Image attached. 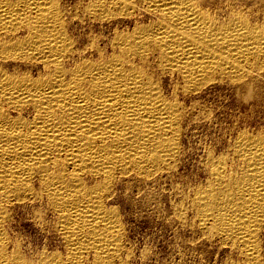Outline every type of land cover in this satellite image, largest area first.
Masks as SVG:
<instances>
[{
  "label": "bare ground",
  "instance_id": "1",
  "mask_svg": "<svg viewBox=\"0 0 264 264\" xmlns=\"http://www.w3.org/2000/svg\"><path fill=\"white\" fill-rule=\"evenodd\" d=\"M210 83L264 105V0H0V264L114 263L115 199L183 162ZM262 125L208 149L205 181L173 210L238 264H264ZM17 207L53 224L63 256H26Z\"/></svg>",
  "mask_w": 264,
  "mask_h": 264
},
{
  "label": "rangeland",
  "instance_id": "2",
  "mask_svg": "<svg viewBox=\"0 0 264 264\" xmlns=\"http://www.w3.org/2000/svg\"><path fill=\"white\" fill-rule=\"evenodd\" d=\"M64 1L70 3L73 0ZM168 88L170 89V86ZM193 95L184 100L186 105ZM253 97V95L245 97L244 94H239L230 87L216 86V83L206 85L195 95L198 105L196 111L198 110V114L201 113L200 115L205 117L183 132L182 146L186 153L183 162L172 174L167 175L168 177H162V180L152 184L149 194L138 193L136 189H132L115 199L123 227V248L112 264H238L242 262V257L228 245L223 244L219 238L210 239L194 227V214L190 209L186 221L181 224L174 218L173 210L180 204L188 206L195 183L202 179L205 181L201 167L208 149L219 148L222 145L225 147L240 127L257 131L263 124L264 131V105L257 104ZM187 107L190 108V105ZM185 175L187 178H184ZM34 218L31 207H17L11 211L9 221V224H12L11 233L20 239L26 256L31 255L36 258L42 249L57 250L63 256L64 246L54 233L53 224L39 225L40 222H36ZM262 249L264 253V247ZM90 256L86 257L89 264L92 263Z\"/></svg>",
  "mask_w": 264,
  "mask_h": 264
}]
</instances>
